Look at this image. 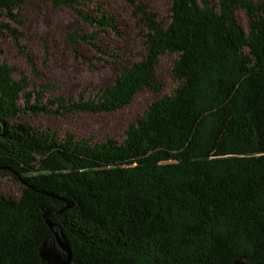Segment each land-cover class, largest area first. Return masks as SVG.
Here are the masks:
<instances>
[{
    "label": "trees",
    "instance_id": "16d2710c",
    "mask_svg": "<svg viewBox=\"0 0 264 264\" xmlns=\"http://www.w3.org/2000/svg\"><path fill=\"white\" fill-rule=\"evenodd\" d=\"M28 1L0 0V32L18 37L4 21L20 23L15 11ZM37 1L70 9L97 32L68 34L71 45L122 37L93 0ZM169 2L163 25L128 0L147 30L144 54L95 95L42 102L47 86L28 91L27 79L0 62V174L22 188L18 198L0 192V264H46L54 231L74 264H264V4ZM166 52L177 55L178 86L119 142L58 138L21 119L111 113L143 89L159 93L155 68ZM59 211L50 228L44 215Z\"/></svg>",
    "mask_w": 264,
    "mask_h": 264
},
{
    "label": "rangeland",
    "instance_id": "374dc122",
    "mask_svg": "<svg viewBox=\"0 0 264 264\" xmlns=\"http://www.w3.org/2000/svg\"><path fill=\"white\" fill-rule=\"evenodd\" d=\"M144 3L146 10L156 16L163 25L169 22V0H137ZM264 4V0H253ZM120 24L121 38L108 33L96 36L93 45L82 42L71 45L67 35L91 34L94 29L82 24L73 11L65 7H52L49 3L30 0L15 12L20 23L4 21L13 32H0V62L14 70L15 80L25 77L29 83L28 91L43 90L42 102L56 97H76L81 92L85 96L95 95L99 89L110 85L121 73L125 65L139 61L143 54V35L146 28L133 14L128 0H93ZM92 9L94 7H91ZM238 23L245 28L244 11L235 13ZM97 33V32H96ZM106 52V56L103 55ZM120 56L117 58L116 56ZM175 53H164L158 58L155 76L161 85L159 93L146 89L138 92L125 107L102 114L65 113L63 115H22L21 119L36 129H49L58 138L70 134L75 140L88 139L101 142L105 139L121 141L129 125L142 116L148 106L157 99L170 95L178 86L171 77ZM20 107H23L20 104ZM54 110V109H53ZM21 185L11 177L0 174V192L18 198ZM51 247V246H49ZM46 248L51 256V264H65L66 256L57 247Z\"/></svg>",
    "mask_w": 264,
    "mask_h": 264
},
{
    "label": "water",
    "instance_id": "95a60500",
    "mask_svg": "<svg viewBox=\"0 0 264 264\" xmlns=\"http://www.w3.org/2000/svg\"><path fill=\"white\" fill-rule=\"evenodd\" d=\"M49 196H51L50 194H48ZM70 207V205L68 204L67 205V208ZM61 211L57 212V213H46L44 215V217L46 218V223L49 225V227L51 228L52 225L50 224V222L47 220L50 216L54 215V214H58L60 213ZM54 237H55V243H56V246L65 254L66 256V261H65V264H74L72 263V260H71V256H70V251H69V248H68V245L65 241H62V236H60L58 233H56L54 231ZM51 250L55 249L54 247H50ZM46 248L43 249L42 253H41V257L42 259L46 262V264H51V261L50 259L51 256H47V253H46ZM52 264H56V260L54 262H52ZM238 264V263H236Z\"/></svg>",
    "mask_w": 264,
    "mask_h": 264
}]
</instances>
